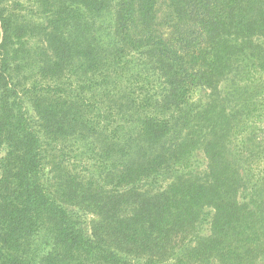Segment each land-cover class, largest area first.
I'll use <instances>...</instances> for the list:
<instances>
[{"label":"trees","instance_id":"trees-1","mask_svg":"<svg viewBox=\"0 0 264 264\" xmlns=\"http://www.w3.org/2000/svg\"><path fill=\"white\" fill-rule=\"evenodd\" d=\"M168 1L165 36L158 0H49L54 32L0 0V264H264V0ZM77 128L114 143L115 185L46 186L42 141Z\"/></svg>","mask_w":264,"mask_h":264},{"label":"rangeland","instance_id":"rangeland-1","mask_svg":"<svg viewBox=\"0 0 264 264\" xmlns=\"http://www.w3.org/2000/svg\"><path fill=\"white\" fill-rule=\"evenodd\" d=\"M13 1V0H12ZM49 0H15V2H19L20 4H23L25 7L28 5L33 8L34 12L31 13L32 16H34L33 24H42V29L47 28V32H54L55 30V24L52 23V25H47L49 22H52L53 15L48 12L52 8L45 5ZM116 1V0H115ZM59 2V0H57ZM106 2V1H105ZM42 3V4H39ZM168 0H158L157 4V22L159 23V30L166 36L169 32V24L173 23L174 19L170 18L171 14V8H169ZM57 4L56 1L54 2L53 6ZM98 5V4H97ZM54 8V7H53ZM102 8V7H101ZM103 9H105V6H103ZM100 21L103 23L108 22V15L105 12H102ZM55 18V17H54ZM56 20L58 18H55ZM58 21V20H57ZM59 30L65 32L64 39L66 42L71 41L70 34L67 33L68 30L63 29L59 27ZM25 46H24V52H28V57H31L30 63L33 62V52H35V61H37L38 57L36 54V51L38 49H42V43L38 40H35L32 37H25L24 38ZM83 43V39L80 38V41ZM73 43V42H72ZM101 48H106L107 46H104L103 43L99 44ZM31 47H35L34 50H31ZM110 48V47H109ZM47 54L43 58H41L42 61H44V64L48 61V57H46ZM35 63V62H34ZM106 68V67H104ZM35 72H38V69H35ZM106 72V71H105ZM26 72H24L25 76ZM88 73L85 77L82 75H75L77 79L80 80V84H84L85 89L83 92H81L82 97H88L93 92L95 95H97L100 98H103L108 102V99L105 98V96L100 95L95 88L90 89L85 85V82L88 81ZM101 74L98 75L100 77ZM31 76V75H30ZM36 76V74H34ZM74 76V75H73ZM71 76V78L73 77ZM46 80L45 82L49 83L50 85H55L58 82H61L59 80L47 77L44 78ZM51 80V81H50ZM64 84L67 85V83H70V80H63ZM72 83V82H71ZM205 96L204 92H197L195 94L194 102L198 103L203 99ZM105 119L101 122L99 119H95L96 122L99 123L98 131H104V129L107 127V125H110L112 123V120H114L116 123V116L112 115L111 118L108 116V114H104ZM88 120H91L92 118H97V116H92L91 114H87L86 117ZM91 126V125H89ZM251 128V127H249ZM248 128V129H249ZM254 128V127H253ZM247 129V130H248ZM76 130L77 132L73 133V131ZM255 130V129H254ZM71 134H67V138H60L59 136L54 137V139L46 138L44 139V142L42 141L43 146L42 151L44 152V155L46 156L45 163H46V176H44V181L47 187L49 189H52L53 192H60L62 189L67 187L69 192H72L74 189L72 186L74 184L71 183V179H77L79 182H81V185L77 187V190L79 191L80 187H83L88 181H94L99 180L101 183L105 184H112L114 182V185L117 182L119 173L117 170H113V172L109 174L108 169L105 167L104 162H108L106 159V154L110 148L115 147L113 145V142H109V140L101 138L100 135L96 133H84L81 132V130L72 129ZM250 131L248 132V135H251ZM79 134H82V136H79ZM259 135V136H258ZM257 135L258 138L251 141L250 146L252 147L253 152H257L258 149L264 148V130ZM254 135L251 137L253 138ZM248 139H251L247 136ZM117 146V145H116ZM6 149H3L0 151V156L3 158L6 155ZM199 155V153H198ZM205 160L203 155H199V158H197L193 165L194 167H199L201 165H204ZM251 165H259L260 171H264V158L258 157V159L253 158V161L250 162ZM1 173V172H0ZM4 176H0V181L3 180ZM170 181L165 180L163 185L164 187L169 185ZM75 187V186H74ZM81 205L80 208H86L88 205L94 204L93 201H86L79 197ZM92 218H94L93 215L88 216V220L90 221ZM95 219V218H94ZM99 217H96V220H98Z\"/></svg>","mask_w":264,"mask_h":264}]
</instances>
